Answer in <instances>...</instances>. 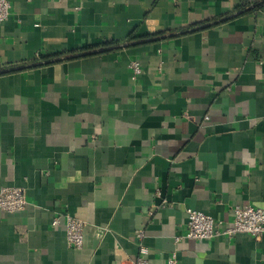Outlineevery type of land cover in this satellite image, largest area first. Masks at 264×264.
<instances>
[{
  "label": "crops",
  "instance_id": "crops-1",
  "mask_svg": "<svg viewBox=\"0 0 264 264\" xmlns=\"http://www.w3.org/2000/svg\"><path fill=\"white\" fill-rule=\"evenodd\" d=\"M7 1L0 189L26 208L0 209V264H135L142 246L146 264H264V236L185 237L187 209L224 223L264 210V7ZM62 214L84 223L80 249L51 226Z\"/></svg>",
  "mask_w": 264,
  "mask_h": 264
},
{
  "label": "built area",
  "instance_id": "built-area-1",
  "mask_svg": "<svg viewBox=\"0 0 264 264\" xmlns=\"http://www.w3.org/2000/svg\"><path fill=\"white\" fill-rule=\"evenodd\" d=\"M9 13V2L0 0V24L8 19ZM128 69L133 80L141 73L140 64L136 60L128 63ZM25 208L26 200L21 188L3 187L0 189V209L2 211L12 214L21 212ZM186 217L185 237L189 240H209L222 235L232 237L238 233H246L255 240H260L264 236V210L251 205L234 207L231 220L225 223L215 221L210 216L194 209H187ZM61 220L64 224L67 246L71 249H80L84 241V223L71 215L62 214L53 218L51 226L58 227ZM137 237L142 239V233H138ZM146 255L147 250L143 246L140 247L139 257L135 264H146ZM168 264H176L174 255L168 260Z\"/></svg>",
  "mask_w": 264,
  "mask_h": 264
},
{
  "label": "trees",
  "instance_id": "trees-1",
  "mask_svg": "<svg viewBox=\"0 0 264 264\" xmlns=\"http://www.w3.org/2000/svg\"><path fill=\"white\" fill-rule=\"evenodd\" d=\"M264 7V0H242V4L240 7V14H251L260 11ZM187 31H192V29H188ZM186 31V32H187ZM106 45H102L104 47ZM107 48V47H106ZM64 58V56L60 54H55L53 56H46L43 54H40L38 57L34 59L33 62L38 63L42 62L44 64H51L54 63L60 59Z\"/></svg>",
  "mask_w": 264,
  "mask_h": 264
},
{
  "label": "water",
  "instance_id": "water-1",
  "mask_svg": "<svg viewBox=\"0 0 264 264\" xmlns=\"http://www.w3.org/2000/svg\"><path fill=\"white\" fill-rule=\"evenodd\" d=\"M128 45L127 44H125V45H122L121 47H127ZM96 52H98L97 50L96 51H90V52H86V53H84V54H80L81 56H83V55H89V54H93V53H96ZM42 64H44V63H38V64H36V65H42ZM13 70H16V69H11V70H8V71H13ZM8 71H6V70H2V71H0V74H2V73H5V72H8Z\"/></svg>",
  "mask_w": 264,
  "mask_h": 264
}]
</instances>
